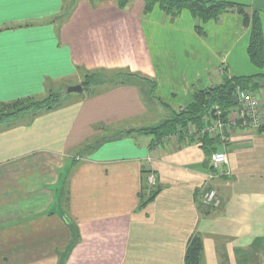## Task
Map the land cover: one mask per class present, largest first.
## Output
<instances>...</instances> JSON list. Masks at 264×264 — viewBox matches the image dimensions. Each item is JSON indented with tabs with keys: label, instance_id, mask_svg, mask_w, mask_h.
<instances>
[{
	"label": "crops",
	"instance_id": "0c3cea01",
	"mask_svg": "<svg viewBox=\"0 0 264 264\" xmlns=\"http://www.w3.org/2000/svg\"><path fill=\"white\" fill-rule=\"evenodd\" d=\"M242 1L261 10L264 32V0ZM249 36L233 12L203 23L188 10L146 11L144 0H79L72 9L67 0H0V102L100 74L96 92L0 125V264H58L70 224L80 238L65 264H185L194 234L201 264H264V76L254 79L261 126L237 125L224 145L141 130L224 74L264 73L248 57ZM120 72L141 78L113 85ZM217 150L231 174L210 180ZM150 173L160 190L143 204ZM206 188L219 207L201 201Z\"/></svg>",
	"mask_w": 264,
	"mask_h": 264
},
{
	"label": "trees",
	"instance_id": "16d2710c",
	"mask_svg": "<svg viewBox=\"0 0 264 264\" xmlns=\"http://www.w3.org/2000/svg\"><path fill=\"white\" fill-rule=\"evenodd\" d=\"M78 0H71L69 8L72 9ZM131 0H117V5L121 8L126 7ZM145 10L150 11L155 5H158L165 13L176 16L183 10H188L191 15L203 23L218 19L227 12L237 13L243 18L245 26L250 27V36L247 46V54L250 61L260 70L264 69V32L261 21V10L250 4L238 3L226 0H144ZM198 27V26H197ZM199 28V27H198ZM264 76V73L255 75L229 76L223 75L220 84L211 86L204 90H199L194 94L193 101L184 109L173 113V116L166 119L158 126L141 129L147 134H154L157 139L167 134H173L177 131L178 126H186L189 122L195 123L196 126L203 124L204 116L211 112L212 107L218 104L223 111H229L235 105L234 91L237 87L256 91L259 89V83L255 82V77ZM100 77L97 72L85 74L82 85L88 90L96 79ZM104 77V76H102ZM141 77L129 72H120L111 79L113 85L127 84L132 79ZM143 79V78H142ZM106 80V78H105ZM154 92V91H153ZM62 93L49 91L42 97L31 96L20 98L11 102H0V125L9 124L15 119L29 112L38 113L40 111L51 110L60 105ZM64 94V93H63ZM154 94V93H153ZM36 97V98H34ZM223 113V116L227 114ZM130 131H126V133ZM126 133H119L123 135ZM205 143L214 142L213 138L208 136L202 137ZM193 140V138H192ZM87 144H84L86 146ZM146 189V188H145ZM159 187L150 188L144 191L143 204L153 200L159 192ZM72 238L70 244L59 253V263L65 264L69 257V251L79 240V233L75 225L70 224ZM203 239L199 234L192 235L187 243L185 253V264H201L203 257Z\"/></svg>",
	"mask_w": 264,
	"mask_h": 264
},
{
	"label": "built area",
	"instance_id": "2783aa9c",
	"mask_svg": "<svg viewBox=\"0 0 264 264\" xmlns=\"http://www.w3.org/2000/svg\"><path fill=\"white\" fill-rule=\"evenodd\" d=\"M235 105L228 112L223 111L218 104L213 105L212 113L204 116L203 124L199 127L189 122L186 126H178L174 136H195L202 138L209 135L216 142L221 141L224 145L237 125L243 127L259 128L263 122L262 103L260 95L256 91L237 87L234 91ZM227 112L225 116L223 113ZM211 171L208 178L214 179L221 176H229L231 170H222L223 165L227 164V153L224 150L214 151L211 155ZM157 177L154 173L148 175V184L155 186ZM201 201L212 208L219 207L222 199L214 188L202 189L200 193Z\"/></svg>",
	"mask_w": 264,
	"mask_h": 264
},
{
	"label": "rangeland",
	"instance_id": "374dc122",
	"mask_svg": "<svg viewBox=\"0 0 264 264\" xmlns=\"http://www.w3.org/2000/svg\"><path fill=\"white\" fill-rule=\"evenodd\" d=\"M71 0H67V2H68V4H69V2H70ZM79 1V0H78ZM133 0H131L130 2H129V4L132 2ZM227 1V0H226ZM229 1H231V0H229ZM234 2H239V3H243V1L242 0H233ZM128 4V5H129ZM144 4H145V1H144ZM128 5H126V6H128ZM146 5V4H145ZM155 6H158V5H155ZM154 6V7H155ZM153 7V8H154ZM159 7V6H158ZM66 88L67 87H65V86H58V84H51V86H49V88H47V91L44 93V94H41V95H39L38 97H42V96H44L45 94H47L49 91H54V92H58L59 91V93H62L61 94V97H60V101H59V103L60 104H62L64 101H63V99H64V97H68V94L69 93H65L66 95H64L63 93L65 92V90H66ZM98 88H100V87H98V86H94V85H90L89 86V93H94V92H96L97 90H98ZM77 95V94H79V93H70V95ZM64 96V97H63ZM34 98H36V97H34ZM57 106H59V105H57ZM168 113L170 112V111H167ZM29 113H33V112H29ZM22 116V115H21ZM160 116L158 117V118H152V119H150V118H147L144 122H143V126H145V127H151V126H156V125H158L159 123H160ZM193 123V122H192ZM194 125H195V123H193ZM214 139V138H213ZM214 141H215V139H214ZM216 142V141H215ZM76 158V157H75Z\"/></svg>",
	"mask_w": 264,
	"mask_h": 264
},
{
	"label": "water",
	"instance_id": "95a60500",
	"mask_svg": "<svg viewBox=\"0 0 264 264\" xmlns=\"http://www.w3.org/2000/svg\"><path fill=\"white\" fill-rule=\"evenodd\" d=\"M84 90V87L82 84L77 85H70L66 88V93H82Z\"/></svg>",
	"mask_w": 264,
	"mask_h": 264
}]
</instances>
